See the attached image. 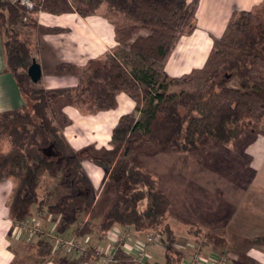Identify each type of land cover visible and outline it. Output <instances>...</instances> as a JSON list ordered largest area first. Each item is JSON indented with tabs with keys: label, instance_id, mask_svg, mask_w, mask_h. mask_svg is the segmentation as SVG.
<instances>
[{
	"label": "trees",
	"instance_id": "obj_1",
	"mask_svg": "<svg viewBox=\"0 0 264 264\" xmlns=\"http://www.w3.org/2000/svg\"><path fill=\"white\" fill-rule=\"evenodd\" d=\"M59 1L46 0L43 9L53 10ZM69 1L83 16L102 11L115 25V49H127L143 65L129 70L118 53H108L103 63L93 61L83 71L68 62L57 65V73L79 76L78 85L45 88L41 80L34 84L28 74L34 59L32 39L21 38L14 26L24 23L28 14L26 24L38 26L41 32L57 33L63 28L39 25L22 5L0 0L4 71L13 74L25 99L23 106L0 112V182L15 179L8 200L9 217L18 223L33 215L35 206L43 207L38 192L42 179L45 174L60 173L59 184L67 193L50 211L63 215L65 227L74 223L78 214H86L88 218L74 230L77 235L94 233V218H99L101 240L114 225L158 233L164 260L153 264H183L185 254L175 246L176 235L169 223L172 199L162 178L130 155L159 149L199 152L244 137L249 141L264 131V3L232 14L225 32L214 36V46L201 68L170 76L166 61L180 36L197 27L199 0ZM120 92L132 97L136 105L120 116L112 130L111 147L73 151L62 134V127L71 119L60 108L70 104L86 113L114 108ZM55 106L61 124L56 123ZM45 148L60 158L45 154ZM84 158L107 171L104 200L95 198L82 166ZM251 241L264 243V236ZM37 247L40 256L52 253L47 239H39ZM94 256L89 253L59 263L82 264ZM115 256L116 264H137L121 243H117ZM231 264L262 263L243 255Z\"/></svg>",
	"mask_w": 264,
	"mask_h": 264
},
{
	"label": "crops",
	"instance_id": "obj_2",
	"mask_svg": "<svg viewBox=\"0 0 264 264\" xmlns=\"http://www.w3.org/2000/svg\"><path fill=\"white\" fill-rule=\"evenodd\" d=\"M263 3L264 0H199L197 27L177 40L166 61L168 74L180 76L201 68L214 46V36L219 37L225 32L232 14L254 9ZM34 16L39 25L63 28L57 33L38 31L32 39V56L42 67L41 85L45 88L79 84V76L56 72L59 63H72L83 71L91 62L103 63L108 53L117 54L120 51L115 49V25L100 10L83 16L69 0H61L53 10H42ZM5 66L0 36V112L25 104L13 74L5 72ZM116 100L114 108L93 113L82 112L70 104L60 108V112L71 119L69 124L62 127V134L73 151L82 152L87 147L97 150L111 147L112 130L120 116L133 111L136 105L135 100L125 92L118 93ZM233 148L237 150L234 142L225 145V151L229 154H223L225 165L221 163L215 166V175H203L196 171L197 167L193 168L188 162L189 166H186V162L182 164L179 161L190 172V188L194 186L199 193L195 195L189 190L182 191L183 205L175 207V212H170L169 223L176 235L175 246L184 252L185 257L200 252L206 258L201 264H211V258L222 256L226 258L225 264H231V260L243 255L264 264V243L251 241L255 237L264 236V134L258 133L246 142L240 153H230ZM242 155L245 156L244 161L239 158ZM82 166L91 180L95 198L100 199L107 171L87 158L83 159ZM201 188L205 189V193H202ZM167 193L174 208L173 197ZM210 227L218 231L215 240L206 235ZM115 228L123 227L114 225L104 239L98 241H114L112 230ZM61 232L68 235L67 232ZM142 233L147 237L153 232L135 231L134 237L126 242L133 255L139 252V243L146 241V238L140 236ZM39 239L45 237L42 234L22 235L17 223L9 217L8 209L7 215L0 216V264L17 261L19 256L27 253L30 244L37 243ZM161 253L164 255L161 242L149 245L147 263L160 262ZM51 254L55 255L57 251ZM41 264L54 263L46 261Z\"/></svg>",
	"mask_w": 264,
	"mask_h": 264
},
{
	"label": "rangeland",
	"instance_id": "obj_3",
	"mask_svg": "<svg viewBox=\"0 0 264 264\" xmlns=\"http://www.w3.org/2000/svg\"><path fill=\"white\" fill-rule=\"evenodd\" d=\"M42 7L44 4L41 5ZM39 8V5L37 6ZM33 15L36 14V12L32 13ZM123 15H121V20L123 23H125V19H123ZM24 23L17 24L14 26V28L17 30L19 36L23 39H34L37 35L38 31L40 29L38 26H32L27 25V20H23ZM141 32H144L145 29H141ZM112 53V52H110ZM120 60L123 62V64L130 70L134 67H142V62L140 58L134 54H131L130 51L124 48H120V51L118 52ZM80 80V78H79ZM235 84V81L232 82ZM35 84V83H34ZM38 84V83H36ZM171 89H177L176 87H171ZM56 123L61 124V120L59 118V115L57 114V107L55 106L52 108ZM138 117H141L140 114H138ZM262 129H264V124L262 125ZM261 134H264V131L259 132ZM248 139L244 137L243 139H240L238 141L234 142L235 148H233V151L239 152L244 146V144ZM225 146L213 144L205 149H202L199 152H193V153H167L162 150H154L151 152H145V153H131L130 157H132L135 161L139 162L140 164L146 166L150 170L154 171L155 173L159 174L163 181V186L166 189V192H169L171 196L173 197V201L175 202L174 208L171 206L170 212H175V207H182L183 203V192H192L193 194L199 193L198 190L193 186V189L190 188L188 179L190 176V172L188 169H185V166H192L197 167L196 171L203 174V175H215L216 168L215 166H218L222 163V165H225L224 161V153L229 154L228 151H225ZM43 152L49 156H52L54 158H60L59 154L57 152L51 151L50 149L45 148ZM84 153V151H83ZM239 158L241 161L245 160V156L243 155ZM182 164H180V162ZM188 162V164H187ZM207 163V164H206ZM187 168V167H186ZM205 171V172H204ZM234 171V175H235ZM250 174V172L248 173ZM62 174H58L56 176H51L49 174H45L41 185L38 189L39 196L44 201V206L39 208L35 206L34 214H36L39 219L42 222L43 227H52L53 225L55 227H59L60 229H63L64 232H67L68 237L72 236L75 232L74 230L82 225L87 215L86 214H78L77 219L74 223H72L70 226L65 227V219L62 214L56 213L53 211H50V206L56 202V200L67 193L65 189H63L59 181L61 179ZM15 186V179L14 177H9L7 179H4L0 183V216H5L8 214V207H7V201L11 195V192ZM205 188V187H204ZM201 188L202 193H205V189ZM217 190V189H216ZM105 199V196H102V200ZM188 210V209H184ZM170 215V214H169ZM92 219V217H91ZM98 221L99 218L93 219L92 227L94 229V233H88L91 237L90 241L96 242V240H100V231L98 230ZM65 227V228H64ZM60 231V230H59ZM136 230L133 228L129 229L130 236L128 238V241L131 240L134 237V233ZM142 232V231H141ZM218 234V231L214 229L213 227H210L209 230H207V237L209 239H216V235ZM143 238H146V235L142 233L140 235ZM62 251H58L57 254H49L45 256H40L37 243H32L27 248V253L23 254V256H19L17 258V261H19L22 264H41L42 262H53L54 264H60L59 262L66 259H72V257H67L64 253H61ZM164 255L161 253L159 257V261L163 262ZM148 262L145 260V263ZM82 264H94L93 260H88L87 262H83Z\"/></svg>",
	"mask_w": 264,
	"mask_h": 264
},
{
	"label": "built area",
	"instance_id": "obj_4",
	"mask_svg": "<svg viewBox=\"0 0 264 264\" xmlns=\"http://www.w3.org/2000/svg\"><path fill=\"white\" fill-rule=\"evenodd\" d=\"M12 2L22 5L28 13L39 12L44 10L41 6L45 4L46 0H11ZM39 5V8L37 6ZM28 14L24 15L23 20L28 19ZM17 227L20 228L21 234H28L29 236L42 234L52 244V252L62 251L67 257L80 258L89 253H93L95 258L94 264H116L117 259L115 256L117 243L123 244L124 249L132 254L131 247L127 246V240L130 236L128 228H115L112 230L114 241H90L91 237L87 234L77 235L73 234L68 237L59 231L58 227L54 225L48 229H44L41 220L36 214L31 215L27 219L18 222ZM160 235L158 233H152L146 237L145 242L139 243L138 253L133 255V261L137 264H148L145 260L148 257V246L160 243ZM198 249V248H197ZM211 264H225V257L211 258ZM206 261V258L202 256L200 252H195L190 257H185L183 264H201ZM205 264H208L206 262Z\"/></svg>",
	"mask_w": 264,
	"mask_h": 264
},
{
	"label": "water",
	"instance_id": "obj_5",
	"mask_svg": "<svg viewBox=\"0 0 264 264\" xmlns=\"http://www.w3.org/2000/svg\"><path fill=\"white\" fill-rule=\"evenodd\" d=\"M28 74L30 76L31 81L35 84L41 80L42 67L35 59H33L32 64L28 68Z\"/></svg>",
	"mask_w": 264,
	"mask_h": 264
}]
</instances>
